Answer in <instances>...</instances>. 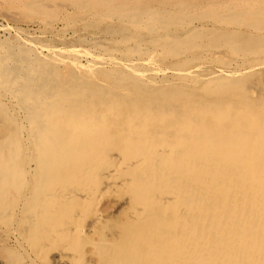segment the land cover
<instances>
[{"label": "bare ground", "instance_id": "bare-ground-1", "mask_svg": "<svg viewBox=\"0 0 264 264\" xmlns=\"http://www.w3.org/2000/svg\"><path fill=\"white\" fill-rule=\"evenodd\" d=\"M144 9L145 12H136L135 16L120 15L119 37L132 41L134 45H141L164 35V33L159 35L153 29V24H147L143 29L131 28L128 21L132 22L139 16H145L144 13L147 15L150 13V9L146 7ZM195 26L185 28L177 23L167 30L164 38H169L170 43L176 41L177 37L170 33H174L179 27L186 35L183 37L190 38L188 34L196 29ZM209 27L217 32L222 31L221 27L212 24ZM102 35L104 34H101V37ZM77 37H74V40L82 47V52L78 54V58L73 55L72 50L68 52L75 59L70 56L72 59L67 62L69 73H65L68 75L62 79L58 78L53 65L56 60L58 61V52L63 53L64 50L55 45L38 48V42H33L32 39L24 42L18 40L14 48H6V56L0 57V106H6L8 111V113L5 111V114L0 111V137L14 139L9 147L0 148V252L15 253L21 264H87L79 244L95 233L94 229H97L95 226H98L100 217L92 216L83 221L89 196L69 188L70 181L75 175L74 170L78 171L80 162L72 163L73 165L69 166L71 169L68 166H53L43 153L55 149V144L70 132L71 120L89 116L91 133L97 137L111 135L110 138L115 143H112L113 152L108 157L112 166L102 172L103 189L118 187L115 183L116 177L121 175L124 177V174L132 173L136 167L142 169L145 165V158L142 157L132 158L129 162L123 161L121 153L124 154V151L120 150L131 132L140 136L142 139L140 141L144 144L148 145V142L150 145L156 144L154 162L161 164L163 168H169L172 173L174 154L180 157L177 158L179 161L191 160L195 154L202 157L200 161L192 163L191 168L187 167L183 171L174 167V173L168 178L166 176L169 184L176 190L171 196L168 193H159L151 198V203L162 213L167 207L174 213L178 208L185 212L181 219L168 222L170 225L179 223L184 227L177 225L173 227L178 228L173 242L166 248L159 247L158 243L166 233L161 235L162 237L156 233L150 234L151 241L142 240L140 237L136 239L129 227H127L129 230H126V237L125 232L113 236L102 234L101 236L105 237H101L102 240L95 245L97 256L99 255L97 264H264V131H257L258 128L255 129L250 123L248 129L237 131L229 137L231 131L227 128L217 129V124H213L204 114L197 116H201L204 122L212 124L174 125L171 123L175 115L172 110L176 101L174 94L179 88H172L171 93L165 97L158 96L155 92L153 95L149 94L154 90L146 92L140 89L147 96L143 100L145 107L129 109L127 104L135 97L141 102L142 95L137 93L136 89H146L141 87L140 83L153 73L149 71L148 74L142 73L137 71L140 64H136V67L132 62L113 58L109 59V63L114 64L116 68L119 66L124 70H130L128 72L132 74L131 78H118L108 83L105 80L106 83L102 84L104 87L95 78L84 79V72L88 70L87 65L97 58L101 60L102 56L96 57L89 50V45L95 39L87 41ZM114 46L115 44L111 42L104 50H115ZM130 79L135 82L132 84ZM165 85L184 88L188 84L160 83L161 88ZM105 95L113 99L104 110ZM68 106L71 110H68ZM248 108L241 105L236 121L240 119L252 121L253 117L264 119V115L258 109ZM151 109H156L155 113ZM158 109L167 110L161 112L168 114L164 122H161L164 115L158 113ZM121 113L125 116H121ZM106 114L108 116L105 117ZM118 115L116 119L118 123L112 126L114 122L110 118ZM3 125L9 128H4ZM44 127L49 131L47 138H44L46 135L43 132ZM212 144L213 152L208 151ZM167 146L172 149L169 150ZM205 151L207 152L203 155ZM181 172L187 175L183 182L180 179L183 176ZM74 204L80 205L79 211H74ZM150 215L145 205L134 206L129 213L131 219L129 222L136 223L135 221L139 222ZM133 227L135 226L133 225L132 229ZM91 248L94 250V246ZM2 256L0 255V264H17L16 260H12L13 257H8L3 262Z\"/></svg>", "mask_w": 264, "mask_h": 264}, {"label": "rangeland", "instance_id": "rangeland-1", "mask_svg": "<svg viewBox=\"0 0 264 264\" xmlns=\"http://www.w3.org/2000/svg\"><path fill=\"white\" fill-rule=\"evenodd\" d=\"M145 7L150 9V15L144 13L145 16H139L132 22L128 21L129 25L132 26L131 28L143 29L146 28L147 24H153V29L159 35L163 33L164 35H161L162 37L157 36L152 41L149 40L141 45H134L132 41L130 42V40L127 41L119 37L118 20L121 18L120 15L130 16L129 14H132L135 16L136 12H145ZM177 23L178 25H183L185 28L196 25V29H193L190 35L188 34L190 38H186V40L184 38L186 35L179 27L174 33H170L173 37H177V40L171 42L173 43L171 44L169 38H164V36L167 30L173 28ZM210 24L221 27L222 31H214L213 28L209 27ZM231 24L235 25V27ZM202 25L205 26L203 27ZM7 29H10V31ZM79 34L80 36H78ZM101 34L104 35L101 37ZM41 36H44V38ZM73 36H78L77 38L79 39L84 38L87 41L95 39L89 45V50L96 57L98 55L102 56V58L104 57L101 60L98 58L92 60L91 64L87 65L88 70L84 72V79L88 77L95 78L99 83L101 82L100 85L102 86L106 81L108 83L118 78H131L132 74L129 73L130 70H124L119 66L116 68L113 66L114 64L109 63V59L113 58L132 62L135 66L136 64H140L137 71H142V73L147 72V74L149 72L153 73L149 78L146 76V80L142 83L139 82L141 87L146 88L136 89V92L142 95V100L140 102L137 97L134 100L131 98L133 101L127 104L129 109H133L132 107L134 109L145 107L146 104L143 103V100L147 96L141 90L146 92L154 90L153 92H149V94L153 95L155 92L158 96L165 97L171 93L172 88H179L177 91L175 90L174 98L176 101L173 105L174 108L172 107L175 115L171 123L174 125L179 126V124L191 123L193 126H197L200 123L208 125L213 122V124H217V129L226 130L227 128L231 131L229 137L237 131L240 132V130L248 129L250 123L255 129L258 128L257 131H264V119L260 120V117L259 119L253 117L252 121L245 119L236 121L238 110L242 104L246 108L258 109L264 115V0H0V44L2 45H0V57L6 56V48H14L18 40L19 42H24L31 41L32 39L33 42H38V48L55 45L57 48L64 50L63 53L58 52V61L56 60L53 65L58 78L62 79L67 77L68 74L65 73H69L68 70L70 69L67 62L70 61V56L74 58L73 55H75L78 58V54L82 52V47H79ZM70 38L74 41H71ZM180 38L182 39L180 40ZM178 40L179 42L177 43ZM182 40L186 41H183V43L181 42ZM111 42L115 44L113 47L115 50H104ZM96 44L98 46L95 47ZM86 49L88 50V48ZM66 50L67 52H65ZM71 50L73 55L68 53ZM99 50L102 51L100 52ZM109 50L110 52H108ZM66 54L69 56H66ZM170 70H172L171 73ZM224 71L225 73H223ZM163 72L165 73L163 74ZM173 73L174 75H171ZM231 78L234 79L230 81ZM227 80L230 81H228L229 84L226 83ZM129 81L132 84L135 82V80L131 79ZM162 82H166V84H188L189 86L187 85V87L183 88L165 85L161 88L160 83ZM252 89H256V93ZM111 99H113L111 96L105 95L104 110L109 107ZM67 102L69 101L67 100ZM137 102L141 104L138 105ZM220 103L223 108L220 106ZM67 108L71 110L69 106ZM155 110L151 109L153 113H155ZM0 111L2 114H5V111H7L6 106H0ZM166 111L163 109L157 110L158 113L164 115V119L161 122H164L168 116L167 113L161 112ZM203 114L207 115L212 122H204L201 117ZM106 116L108 115L106 114ZM121 116L125 115L121 113ZM118 117L119 115L110 118L114 122L112 126L118 123L116 122ZM165 123L167 124V122ZM9 124L11 123L9 122ZM3 127L9 128L5 125ZM90 127L91 118L89 116L71 120L70 132L65 134L55 144V149L52 148L53 150L50 149L49 152L43 153L50 159L49 163L53 166H68L71 169L70 165L75 164L77 161V164L80 162L78 164V171L74 170L75 175L70 181L69 188H73L81 194H88L89 196L84 214L86 217L83 221L88 217L94 216L100 217L98 222L101 223H98L97 227L95 226L98 229H94L96 234L88 236L81 241V243L83 242L82 244H79L81 245V251L85 255L84 260L87 259V264H97L99 255L97 256L98 251H96L95 245L98 241L102 240L101 237H105L101 236L102 234H111L113 236L117 233L121 234L125 232L124 237H126V230L129 229L134 233L136 239L140 237L142 240L147 239L149 241L152 239L150 234L154 235L156 233V235L161 236L166 233L164 238L161 236L162 239L158 243V245L160 244L159 247L166 248L167 245L173 242L175 233L178 231L177 227H183L177 223V227L173 228L176 225H170L168 222L173 219H181L185 212L178 208L174 213L167 207L165 208V212L162 213L151 203V198L156 197L159 193H168L171 196L172 192L176 190L169 184L167 178L174 173V167L176 169L181 168L184 171L187 167L191 168L190 165L192 163L200 161L202 157L195 154L191 160L179 161L180 157L174 154L172 173L169 168H163L160 166L161 164L154 162L156 160L154 145L156 144L150 145L149 142L148 145L144 144L141 142L140 136H136L135 133L131 132L123 143L124 146L121 147L123 150H120L124 151V154L121 153L123 161L127 160L129 162L132 158L142 157L145 158V165L142 169L136 167L131 171L132 173L124 174V177L123 175L116 177L115 183L118 184V187L103 189L101 186L102 172L112 166L111 160L108 157L113 152L114 147L112 143H114V140H111V135L110 137L106 135L97 137L91 133ZM43 130L46 134L44 138H47L49 131L46 130V127ZM10 138L1 136L0 142H3L0 143V148L3 149L12 145L14 139ZM212 141L213 139L210 142L212 143ZM159 142L161 141L159 140ZM213 148L214 145L212 144L209 146L208 151L213 152ZM168 149L172 148L168 147ZM206 152H203V155ZM212 156L214 155L212 154ZM186 176L180 177L181 182L186 180ZM143 205L147 208L148 215H151L139 220V222L130 223L129 213L132 207ZM73 207L74 211L80 210L79 204H74ZM154 209L156 210L153 211ZM133 225L135 227L132 229ZM105 230L107 233L102 232ZM97 231L99 232L97 233ZM91 246H94V250ZM90 252L91 254H89ZM0 255H3L1 257L3 262L8 257H13V261L16 260L17 264H21V260L17 259L15 253L0 252Z\"/></svg>", "mask_w": 264, "mask_h": 264}]
</instances>
